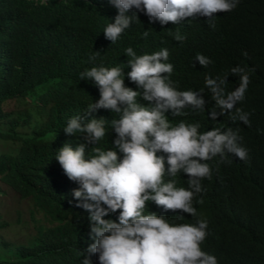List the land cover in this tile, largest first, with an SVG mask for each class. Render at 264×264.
<instances>
[{
	"label": "clouds",
	"instance_id": "1",
	"mask_svg": "<svg viewBox=\"0 0 264 264\" xmlns=\"http://www.w3.org/2000/svg\"><path fill=\"white\" fill-rule=\"evenodd\" d=\"M92 1L104 9L107 40L114 44L134 27L141 43L126 48L113 67L94 65L81 74L98 87V99L68 120L69 141L54 158L76 206L89 213L93 242L79 252L80 264H93V254L98 264H223L221 247L201 245L211 219L220 216L205 218L214 213L208 208L221 195L238 196L251 174L240 137L254 116L248 66L226 64L228 40L221 38L210 40V56L185 59L178 71L174 43H159L136 20L143 13L150 23L172 25L164 30L182 42L189 21L214 28L216 14L233 11L239 0Z\"/></svg>",
	"mask_w": 264,
	"mask_h": 264
},
{
	"label": "trees",
	"instance_id": "2",
	"mask_svg": "<svg viewBox=\"0 0 264 264\" xmlns=\"http://www.w3.org/2000/svg\"><path fill=\"white\" fill-rule=\"evenodd\" d=\"M138 16L159 43H174L178 71L185 59L210 56L221 38L228 40L226 64L248 66L247 102L254 116L240 137L249 147L251 174L238 196L221 195L208 208L214 213L205 218L220 216L211 219L201 247H221L228 259L223 256V264H264V0H239L233 11L216 14L214 28L201 19L189 21L182 42L164 30L172 25ZM107 22L103 7L92 0H0V229L11 225L4 219L6 202L27 201L33 223L23 242L0 234V264H80L79 252L93 242L89 213L76 206L74 188L54 158L69 141L63 131L68 120L98 99V87L81 74L94 65L113 67L126 48L141 43L133 27L112 44L103 34ZM149 211L168 216L156 205ZM22 212L17 220L23 224ZM91 258L98 264L95 254Z\"/></svg>",
	"mask_w": 264,
	"mask_h": 264
},
{
	"label": "rangeland",
	"instance_id": "3",
	"mask_svg": "<svg viewBox=\"0 0 264 264\" xmlns=\"http://www.w3.org/2000/svg\"><path fill=\"white\" fill-rule=\"evenodd\" d=\"M29 130V129H28ZM30 132V131H29ZM28 202L23 201L21 203H8L3 206L4 219L11 222V225L0 229V234L8 241L23 242L26 237L33 230V223L30 217V212L28 210ZM18 209L22 210L23 217H21L22 222H18ZM29 220L28 224L24 225V222Z\"/></svg>",
	"mask_w": 264,
	"mask_h": 264
}]
</instances>
